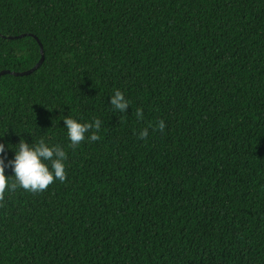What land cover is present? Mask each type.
<instances>
[{
  "label": "trees",
  "instance_id": "trees-1",
  "mask_svg": "<svg viewBox=\"0 0 264 264\" xmlns=\"http://www.w3.org/2000/svg\"><path fill=\"white\" fill-rule=\"evenodd\" d=\"M32 35L0 156L43 138L67 175L5 192L0 264H264V0H0V71ZM66 115L99 138L72 147Z\"/></svg>",
  "mask_w": 264,
  "mask_h": 264
},
{
  "label": "clouds",
  "instance_id": "clouds-1",
  "mask_svg": "<svg viewBox=\"0 0 264 264\" xmlns=\"http://www.w3.org/2000/svg\"><path fill=\"white\" fill-rule=\"evenodd\" d=\"M109 104L114 112L124 113L129 104L128 98L120 89H115L110 95ZM137 118L142 117V110L137 109ZM64 128L72 147L84 140H97L101 128V120L81 121L70 115L63 116ZM165 121L158 120L155 127L160 131L165 129ZM148 135V129L139 132L140 137ZM3 137V135H0ZM17 149L11 159L5 161L0 156V199L6 191H13L17 187L28 191H42L54 180L63 182L66 179L65 149L58 144H49L43 138L38 142H28L20 138ZM8 148L9 144L7 145ZM6 143L0 139V153H5ZM12 149V148H11ZM10 167L12 175L5 174V168ZM14 178V179H13Z\"/></svg>",
  "mask_w": 264,
  "mask_h": 264
},
{
  "label": "water",
  "instance_id": "water-1",
  "mask_svg": "<svg viewBox=\"0 0 264 264\" xmlns=\"http://www.w3.org/2000/svg\"><path fill=\"white\" fill-rule=\"evenodd\" d=\"M20 36H22V35H20ZM20 36H15V37L9 36L8 38L9 39H14V38H18ZM32 37L37 41V43L39 45V48H40L41 57L38 60V62L33 67H31L30 69L25 70V71H21V72H13V71H9V70H2V71H0V76L1 75H4V74H11V75H14V76H25V75H29L30 73H32L33 71H35L41 65V63L43 62V59H44L43 49H42V46H41L39 40L37 39V37H35L34 35H32Z\"/></svg>",
  "mask_w": 264,
  "mask_h": 264
}]
</instances>
